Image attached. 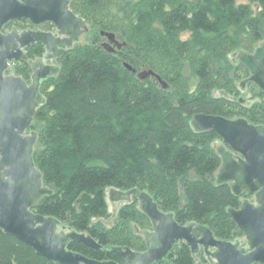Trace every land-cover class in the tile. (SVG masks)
<instances>
[{"label": "trees", "instance_id": "obj_1", "mask_svg": "<svg viewBox=\"0 0 264 264\" xmlns=\"http://www.w3.org/2000/svg\"><path fill=\"white\" fill-rule=\"evenodd\" d=\"M69 8L98 32L87 44H73L58 59L57 75L41 83L46 85L33 118L38 123L33 161L52 193L33 211L90 235L100 249L78 242L68 249L98 261L125 264L112 247L142 252L140 231L151 228L135 197L106 227L101 220L108 217L107 188L146 191L178 224L199 223L215 238L234 242L243 234L227 209L239 208L248 195L215 185L220 158L210 143L220 137L195 132L190 119L241 117L264 126V95L254 82L246 83L262 101L248 106L210 95L220 83L235 87L231 70L248 78L247 69L233 65L228 54L264 42V0H69ZM100 31L114 33L126 46L107 53ZM41 51L35 46L28 57ZM128 56L172 86L163 89L154 77L138 79L124 66L135 69ZM14 67L18 76L28 75L26 61ZM197 258L186 243H178L154 264H199ZM0 264L56 263L0 230Z\"/></svg>", "mask_w": 264, "mask_h": 264}, {"label": "water", "instance_id": "obj_2", "mask_svg": "<svg viewBox=\"0 0 264 264\" xmlns=\"http://www.w3.org/2000/svg\"><path fill=\"white\" fill-rule=\"evenodd\" d=\"M27 18L35 25L49 20L58 35L50 32L22 31L12 28L2 33L5 24ZM86 22L69 8L68 0H0V230L28 245L37 255L56 264H118L98 261L68 249L70 242L87 247L101 246L85 233L60 227L59 221L44 216L33 208L52 190L43 185L41 172L33 161L37 133L30 128L37 107L44 102L39 93L42 80L57 75L59 67L44 64L42 58L31 62V83L18 76L4 75L11 62L24 57L23 49L39 43L45 48V60L61 57L65 49L78 42ZM105 38L101 47L107 53L117 54L126 46L112 32L100 31ZM239 63L249 72L240 82L243 87L252 81L264 95V42L252 52L240 50ZM127 70L140 80L154 77L163 89L167 83L151 69L137 71L124 63ZM195 132H215L221 143L214 142L220 165L214 174L215 185L227 184L234 195H252L254 201L243 198L239 208L227 212L243 234L245 246L215 238L202 224L189 222L180 225L172 212H163L146 191L138 188L110 190V198L129 202L136 198L139 210L148 218L151 229L141 230L145 250L134 251L126 246L112 247L125 264H154L162 261L178 243L189 246L193 258L202 249L209 264H264V126L249 123L245 118L226 119L220 116L195 114L190 119ZM138 231V228L135 226Z\"/></svg>", "mask_w": 264, "mask_h": 264}, {"label": "rangeland", "instance_id": "obj_3", "mask_svg": "<svg viewBox=\"0 0 264 264\" xmlns=\"http://www.w3.org/2000/svg\"><path fill=\"white\" fill-rule=\"evenodd\" d=\"M17 25V24H16ZM16 25H13L12 23H9L7 26H6V29L10 30V28H12V26H16ZM86 30L83 32V34L80 36L79 38V41H78V44H87L89 43L93 38H94V35L98 32L97 28L95 26H92L91 24H86ZM105 38L102 37V39L99 40V42H104ZM122 41V40H121ZM122 50V49H121ZM241 49H237V50H234L232 52H230L228 54V59L229 61L233 64V65H237L239 63V60H238V52L240 51ZM254 50L251 49V50H248L249 52H252ZM125 50H123V53H124ZM126 57V56H125ZM131 58V59H130ZM127 62H130L137 71H142V70H145V69H149L150 67L148 65H143L142 63L140 62H135L134 59H132L131 56H128L127 59H125ZM57 65H58V61H57ZM8 73H11V74H16V71H15V68L13 65L10 66L9 70L7 71ZM29 74L30 72L28 71V75L26 74H23L22 76L24 78H26L28 81H30V78H29ZM230 74V78L232 80V83L233 85H235V87H231L229 86L228 84L227 85H223L222 83H220L222 87H219V88H215L213 89L211 92H210V95L215 97V98H219V97H222V98H226V99H230V100H237V99H241L244 101V105L248 106V105H251L253 103H258L260 101H262V98L259 97L258 94H255L251 91V88L249 86V84L245 83L243 87H240V82L242 79L246 78V77H242L241 75L238 74V72L236 70H231V72L229 73ZM186 76H189L190 78V81L193 82L194 78L193 76L191 75V73L189 71H187V74ZM166 83H167V88L171 87L173 82L169 81V80H166ZM224 83V82H223ZM46 84H42L41 85V88L42 86H45ZM33 127H31V130H37V127H38V123H36L35 121L33 122ZM29 131H27L28 133ZM214 142H218V143H221V139L220 138H216L215 140H213L211 143H210V146L211 147H214ZM110 190L111 188H107L106 191H105V194H106V202H107V208H108V217L105 218V219H102V223L106 226V227H111L113 225V223L116 221V218H117V213L119 211V209L125 205L127 202L125 201H115V200H112L110 198ZM179 195H180V204L181 205H184L185 203V199H184V195L182 193V190L179 189ZM249 199V201L253 202L254 201V197L252 195L248 196L247 197ZM136 226V225H135ZM131 227L133 228V230H136L135 227H134V223H131ZM137 227V226H136ZM151 229V228H150ZM234 240L236 241H239L241 246H245L246 242H245V239H244V236L241 235V236H238L237 238H235ZM198 258H197V261L199 264H209L208 261L207 262H201V260L203 259V257L205 258L204 256V253H203V250H201L198 254H197Z\"/></svg>", "mask_w": 264, "mask_h": 264}, {"label": "flooded vegetation", "instance_id": "obj_4", "mask_svg": "<svg viewBox=\"0 0 264 264\" xmlns=\"http://www.w3.org/2000/svg\"><path fill=\"white\" fill-rule=\"evenodd\" d=\"M69 1V0H68ZM72 11V10H71ZM73 12V11H72ZM74 13V12H73ZM75 14V13H74ZM76 15V14H75ZM77 16V15H76ZM79 17V16H78ZM9 23H12L13 25H16V26H12V28H15V29H17V31L20 33V32H22V31H27V30H31V31H37V30H39V31H43V32H50V33H52L54 36H56V37H60V38H64V36H62V35H58V33H57V29H56V27H55V25L53 24V22H51V21H49V20H46V21H44V22H42L40 25H35V24H33L32 23V21H30L29 19H27V18H23V19H17V20H12V21H10V22H8L7 24H5L4 26H3V28H2V33H7V32H9L12 28H10V30L8 29H6V26L9 24ZM87 26V25H86ZM86 30V28L83 30V32ZM83 34V33H82ZM81 34V35H82ZM105 40V39H104ZM75 43H78V42H75ZM75 43H73V44H75ZM103 42H101V44H102ZM35 46H40L41 48H42V51H41V53L38 55V54H35V53H33L32 55H31V57H28L29 55H30V53H29V51L33 48V47H35ZM57 47L59 48V49H62V48H64L65 49V52L68 50L66 47H65V45H64V43L63 42H59L58 44H57ZM23 52H24V57L22 58V59H20V60H18V61H14V62H11L10 63V65H9V67H8V69L4 72V75L5 76H7V75H14V76H18L17 74H11V73H8L7 71L9 70V68H10V66L11 65H13L14 66V63H16V62H21L22 60H24V61H26L27 62V64H28V69H29V72H30V74H29V78H30V81H28L26 78H24L23 76L21 77V76H18V77H21L25 82H26V84H30L32 81H31V73H32V70H31V62H34L36 59H38V58H42V61H43V63L44 64H47V65H55V66H58L57 65V61H58V59L59 58H61L64 54H65V52H64V54L61 56V57H58V58H55V59H51V60H45L44 59V56H45V54H46V52H45V48H44V46L43 45H41V44H39V43H35V44H33L32 46H28V47H25L24 49H23ZM59 67V66H58ZM15 68V67H14ZM44 80H42L41 82H40V86H39V93L41 94V83L43 82ZM42 95V94H41ZM32 123H33V121H32ZM31 126H32V124H31ZM31 126H30V128L27 130V131H29L28 133H27V131L25 132V134H29L31 131H35V130H31ZM202 250V249H201ZM200 250V251H201ZM204 253V252H203ZM205 256V255H204ZM206 258V257H205ZM206 260H207V258H206ZM208 261V260H207ZM208 263H209V261H208Z\"/></svg>", "mask_w": 264, "mask_h": 264}]
</instances>
